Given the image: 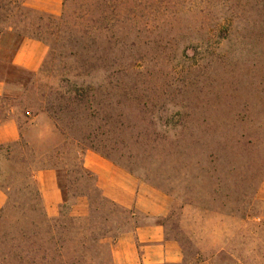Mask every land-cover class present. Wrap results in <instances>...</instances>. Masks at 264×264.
<instances>
[{
	"label": "rangeland",
	"instance_id": "1",
	"mask_svg": "<svg viewBox=\"0 0 264 264\" xmlns=\"http://www.w3.org/2000/svg\"><path fill=\"white\" fill-rule=\"evenodd\" d=\"M58 18H31L55 30L42 35L52 44L45 73L37 83L14 73L7 94L33 85L47 93L60 75H89L92 92L107 99L91 129L94 147L147 198L169 200L166 231L182 247L184 264H264V0H64ZM117 69L120 86L103 82ZM30 118H22L24 140L49 141L46 115ZM75 162L65 155L59 166L64 197L78 203L70 215L59 210L49 218L38 199L8 196L0 210V264H72L68 249L62 260L47 257L41 212L76 250L88 229L91 240L115 227L119 212L99 201L95 179ZM85 200H97L93 212ZM113 241L92 264H111Z\"/></svg>",
	"mask_w": 264,
	"mask_h": 264
},
{
	"label": "trees",
	"instance_id": "2",
	"mask_svg": "<svg viewBox=\"0 0 264 264\" xmlns=\"http://www.w3.org/2000/svg\"><path fill=\"white\" fill-rule=\"evenodd\" d=\"M15 5L19 6L16 8ZM34 16L45 17L49 21L60 19L28 9L25 6V0H22L21 3L19 0H0V74L5 76L6 79L1 78V81L5 82L6 85L14 84V73H28L33 83L40 82L41 77L45 73L44 67L47 64L46 61L37 73L19 69L13 64L14 56L26 39L37 40L45 43L48 47H52V44H47L42 35L44 32L49 31L55 34V30H50L49 28L44 30L43 24L32 23L31 18ZM122 81L120 69L115 70L103 80V82L114 86H120ZM45 88L47 89V93H40L41 91L39 92V89L33 85L31 88L26 87L24 93L21 95L14 93L7 94L6 92L3 96H0V121H5L11 117L15 118L21 131V139L18 142L0 145V189L7 196L13 193L32 196L38 199L41 204H43V201L35 181V174L38 171L48 169H56L60 172L59 166L61 165V161L64 160L65 155L75 158L76 162L73 166L82 176L89 179L94 178L95 181L96 177L86 170L83 164V156L87 151L98 153L124 169L110 157L99 152L93 145L94 139L91 129L95 125L94 120L101 116V106L105 105L107 99L92 92L89 75L81 72V70H76L71 74L58 76L55 83L46 85ZM35 95L41 97L37 103L33 98ZM41 115H46L51 122L49 131L50 140L40 145H32L24 140V135L22 134L24 123L22 118L30 122V116H34L35 119ZM104 120L106 123L110 121L103 118ZM100 121H102V118ZM2 159L9 162V169L3 164ZM96 188L102 198L99 201L111 205L120 214L115 227L103 230L100 238L94 237L91 240L88 239L90 236L88 229L86 231L88 233L84 237L85 241L76 250L72 246H66L69 240L67 242L63 241L64 229L60 230L57 228L55 223L50 222L45 212H41L38 218V233L42 241L44 240L42 247L45 248L44 251L48 258L54 260L59 257L62 260V253H66L68 249V252H72L70 257L72 264L95 263L99 259L97 252L99 253L100 250L104 254L103 251H106L109 240H116L120 235L131 230V225L135 220V213L125 210L107 200L102 195L97 184ZM85 201L89 204L90 212H93L91 209L97 200ZM77 204V202L73 204L64 197L63 203L60 206V215L62 217H65L67 214L70 215L67 211H71ZM74 220L71 218V221ZM242 220H246V218H242ZM23 235L32 238V234L27 235L23 233ZM68 245H70V242ZM88 245L93 246L95 251L91 250ZM28 246L32 248L31 244H28ZM51 255L52 257H50Z\"/></svg>",
	"mask_w": 264,
	"mask_h": 264
},
{
	"label": "crops",
	"instance_id": "3",
	"mask_svg": "<svg viewBox=\"0 0 264 264\" xmlns=\"http://www.w3.org/2000/svg\"><path fill=\"white\" fill-rule=\"evenodd\" d=\"M25 6L38 13L59 17L63 12L64 0H25ZM48 53L46 44L26 39L14 56L13 64L19 69L37 73L43 67ZM5 93L6 83L0 80V96ZM20 139L21 131L15 118L0 121V145L16 143ZM83 164L96 177L102 195L119 207L133 211L138 220L131 231L111 243V264H184L182 247L177 240L168 238L166 231L164 220L169 213V200L160 198L155 192V196L149 195L150 198H147L143 194L145 189L132 175L98 153L87 151L83 156ZM35 181L46 214L49 218H57L64 200L58 170L38 171ZM262 184L259 192L263 199L264 182ZM7 200L8 196L0 189V210L5 207ZM223 252L224 249H220L217 253Z\"/></svg>",
	"mask_w": 264,
	"mask_h": 264
}]
</instances>
